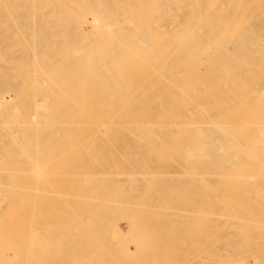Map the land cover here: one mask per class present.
Listing matches in <instances>:
<instances>
[{"label": "bare ground", "instance_id": "1", "mask_svg": "<svg viewBox=\"0 0 264 264\" xmlns=\"http://www.w3.org/2000/svg\"><path fill=\"white\" fill-rule=\"evenodd\" d=\"M22 1L23 0H21V4ZM30 1L28 3H30ZM65 1L66 0H64V5L66 6ZM68 3H71L73 6L72 9L64 6L62 7L63 9L57 10L56 7L53 6L54 4H57V1L54 0H38L39 8L37 10L32 8L34 7L32 4H29L27 9L32 8L31 10L38 15L36 21H26L28 23L31 22L34 34H31L32 39L30 42H26L25 40L26 49L23 51V55L26 56L25 59L29 62L31 61V65L29 64L30 66H28V64H25L27 68L24 67L23 69L22 66H19L22 70H16V65V73H4V68L1 67L0 64V264H39V262L42 261L38 258L40 254H44L45 257L47 256L43 261H45V263L48 262V264H54V260L52 259V261L51 257L56 259L55 264H60L61 262H59V260L63 262V259L68 257H70V259H68L71 261H69V263L77 264L79 263V259L76 257L78 256V252L84 250V256L82 259L84 261L89 260L88 258L91 256V254H89V257L87 255V253L91 252L87 250L90 248L89 245H92L93 247L95 246V249L99 243L98 241L102 242L103 240L105 243L102 245L108 248V251H103L102 249L106 248L102 247L101 249L100 246H97L100 247L99 250L97 248L95 250H97L96 252L102 250L100 251L101 255H103L104 258L107 256V260L105 258V261H112V258L110 257L114 245L117 246V248L120 246V251L118 250L117 252L118 254L114 255L113 253V256L118 255V257L120 256V252H122V254L126 253V250L128 249L130 251V248H127L128 244L125 241H123V243L125 242L127 244H124L125 246L123 243H121V245L117 243L116 245V243L114 244L113 241H111L113 243L112 245L110 241H107L109 235H106L108 238L98 239L100 236L105 237L101 232L102 230H99V227L102 226V215H100V210H105V208L111 203L114 205V203L117 202L119 206L117 204L114 206H118L117 208L120 209L121 214H124V217L128 216L129 218V215H126L125 213L132 207L128 206V209L126 207L127 204L124 205V203H122H126V200L122 198L128 197L127 199H129L130 195L134 196L133 199L130 198L131 205L133 202V204H137V206L139 201L143 202L142 198L144 197L142 196H145L148 200L150 199V202L211 203L212 206L214 205L213 208H199V211L195 209L196 211H194L198 214V217H196L197 214L193 212V215L196 214V216H194L195 218L192 217V208L190 209V212L188 209L183 212L186 213V211H188L189 213H187L189 216L191 214L190 217L192 218L187 215L183 218L185 219L189 217V222L190 219L193 220L194 226L192 232H194V235H197L196 231H200L198 234L205 233L203 231L205 230L206 223H209V221L212 220V218L209 219L210 217H208L209 215L212 216L211 214L215 217L214 221H221V218H226L231 222L238 223L239 226L241 225L242 230L243 226L245 228V224L251 225L252 223V229L254 230L256 228L254 235H256V233L260 234L261 232L258 233L256 230L259 231L258 228H261L260 225L264 220L261 219L264 217V153H258L259 147H261L260 150L262 149L264 152V34L262 33L263 28L260 24L256 23L259 26L255 27H251L250 25L246 27L245 23L248 21L260 22L261 19L264 20V17L258 18L256 17L257 15L251 16V14L255 12L264 13V0H71ZM2 5L5 6L3 3ZM7 6L5 8L3 7L2 10H7ZM247 12L251 14L249 16H242L240 14ZM7 14L9 15L10 13L8 12ZM28 14L30 15V13ZM28 14H26V16H28ZM234 14H240V16H234ZM32 15L33 14H31V16ZM10 16L11 15H9V17ZM10 18L12 20V16ZM25 18L30 20L29 16V19L27 17ZM14 19L15 18H13V21ZM0 21L1 24H5L4 21V23L2 20ZM15 23L16 22L13 24L14 26H16ZM19 42L20 41H18V43ZM21 43L19 45H21ZM7 49H9V47ZM5 54L4 52H0V55ZM21 59L22 58L20 57L19 60ZM2 60H4V58L0 57V61ZM7 60L9 59L7 58ZM11 61H14V59ZM5 70H9V67H7V69L5 68ZM5 87L10 90V94L12 93L13 98L9 96L8 99L4 98V94H2L1 90H4ZM80 87H82L81 90ZM64 103H70V106H65ZM14 107H18L21 111L25 110L26 112H21V114H17L18 112L14 113V111H12L14 110ZM248 109L250 110V113L247 111ZM8 110H11L12 112ZM239 110L241 112L237 113ZM242 112L244 115L242 114L241 116ZM237 114L240 115L238 116ZM245 114L247 116H245ZM30 119L35 120L37 127L31 128L30 126L29 128L27 126V124L30 123ZM48 121L51 123L49 124ZM60 121H80L78 122V124L80 123L79 125L75 123L77 125V130H80L78 132L77 130L75 131V134L78 133V136L87 132L90 135V138L93 135L92 138H96L98 135L96 136L95 134H99V136L101 134L100 138H102V134L106 135V133H108V135L103 136L107 139V136L111 135L109 136V141L106 140L105 143L103 141L105 146H108L112 140L115 143L116 137H122V139H134L135 142L132 140L134 142L132 143L133 146L145 148V150L140 151V154L136 153L138 156L130 151L124 154L117 152L116 149L115 150L121 157H132L133 162L137 165V168H135L137 170L121 172L122 174H125L126 177L124 176L125 178L123 177L119 180L116 179L118 173H113V171L105 172L107 171L105 170L103 173L101 172L102 175H104V172L107 174H105L106 176L104 175V179L103 176L101 179H97L96 176H100L99 174L101 173H95L97 171L95 166L102 168V166H105V160L102 161L104 158H102V156H99L102 158L101 160H97V158L92 159V157H94V155H92L88 162H86V166L82 163L86 169L80 168L81 166L76 167V173H80L78 174V177L82 176L80 179L76 177V174H74L75 176L72 174L75 173L72 172L74 170V165L72 169L70 168V174L72 175L71 179L68 174L65 176L67 180H64L65 177H63V175L69 172L66 173L64 168V173L61 166V170H58L59 166L56 168V171L58 170L64 173H58L59 175H62L61 178L63 177V180L61 181H58L59 178H56L59 175L55 171L54 174L51 171L50 173H48L49 171L45 173L48 176L50 174V179L51 176L56 174L54 177L55 180H49L48 176L39 177V173H37V177H35L32 172L33 170H31L30 167H46L49 165V163H47L48 161L46 162L47 164L44 163V156L48 157L47 154L50 155L49 152L57 149L55 148L57 147V143H59L57 141L61 139L59 137L63 136H59L60 134L57 135L58 137L54 143L55 145L52 146L55 149L45 150V148H42L46 151H44V153L41 152L42 155L40 154V149L35 148L39 145H36V143L31 144V142L38 141L35 137L40 132L44 131L46 133L47 131V133H50L51 131H55L53 127L55 125L57 128L56 124ZM45 122L47 123V128L52 127L53 130L50 128L42 130L40 128L42 127L40 123L46 124ZM54 122L56 124H54ZM81 122H83L85 126L83 123L81 124ZM61 124H63V127L66 130H68V128L65 127V122L60 123L59 125L61 126ZM79 126H83V128H80ZM44 128L46 127L44 126ZM81 129H86V131H81ZM57 130H59V128H57ZM101 131L106 133H99ZM51 134L54 136V133ZM68 134L71 136L72 133L69 131ZM88 134L85 137L86 140L89 138ZM50 136L52 137V135ZM78 136L76 134L75 141H72L74 146L75 142H79L80 140L83 145L79 142V144L76 145V150L82 146L84 147L86 142H88L85 138L81 139L83 135L81 137L79 136L80 138ZM69 138H67V140H69ZM29 139L32 141L29 142ZM76 139L78 140L76 141ZM93 140L95 139H92V141L89 142V144L91 143V147L94 146V144H92ZM25 141H28L29 143L26 145L24 143ZM82 141L86 142L84 143ZM99 141L102 142V140ZM107 141L109 144H106ZM50 142L52 141L50 140ZM72 142L70 145H72ZM45 143L46 142L39 144L41 146ZM63 143H65V140ZM63 143L62 145H64ZM47 144L50 145V143ZM89 144L87 148L85 147L87 151L89 149ZM70 145L67 143L68 149ZM32 146H35V153H30L33 149ZM60 147L61 146H59V149ZM48 148L50 149V147H47L46 149ZM107 148L109 150V146ZM65 149V159H69L70 162L80 161L81 154H83L81 150V154L77 151L80 154L79 155L76 151L71 150V147L69 151H67V148ZM73 149H75V147H73ZM97 149L98 148H96L95 151L92 150L99 155L101 149H98V151ZM153 149H156V151L152 152L151 150ZM86 150L85 155L88 153H86ZM36 151H38L40 155V159L38 157V162L37 156L39 155L36 154L38 153ZM61 151L63 150L60 149V154L57 152L59 155H55L56 158L61 156ZM70 151L73 152L72 154L76 158L74 156L71 157L72 154H67V152L71 153ZM91 152L92 151H90V153ZM107 152L109 155L111 154L110 150ZM64 153L61 156L60 163H62V159H64L62 158L64 157ZM75 153L79 155V158ZM88 155L89 154H87V156ZM6 156L8 162H6ZM69 157L74 160L71 161ZM41 158H43V160ZM110 158L111 161L105 162V164L107 163L109 166L112 165V167H116L114 164L118 161H113L112 157ZM23 159L26 160V166L28 164V166H30L27 168L25 166V169L29 168L30 171L22 169L21 161ZM40 160H42L44 164L41 162L39 163ZM30 161L34 165H32ZM35 162L38 164L36 163V165ZM70 162L68 163L70 167H72ZM23 164H25V162H23ZM66 164L67 163L65 162L64 166ZM127 164L129 165V163ZM69 165L67 164L66 166L69 167ZM131 166L132 164H130V167ZM7 169H18L19 172L14 173L13 171H7ZM29 172L33 174V176H31ZM28 174L33 178H24L28 176ZM109 175H116L115 180L111 177L110 179L112 180H110L108 177ZM105 177H108V179ZM43 180L46 187L38 184ZM45 181L50 183L48 185L54 183L55 186L54 184L52 186H47ZM109 181H112V184L115 182V184H119L114 187L116 189V195L118 196V198L115 197L116 201L114 197L112 200H108L115 195V189L112 188L113 186ZM59 183L63 185L60 186ZM72 183L79 184L73 185ZM98 186L105 187L104 190L106 191L107 188L108 190L110 189L106 192L107 197L109 196L110 198H105L107 200L101 201L106 195H104L105 191L103 188H101V191H98L99 193L97 192V194L94 192V189L97 191ZM98 190L100 189L98 188ZM102 190L104 191V196L101 195ZM108 192L109 194H107ZM98 194L100 195L98 196ZM135 197L142 198L139 200ZM83 200L88 202L87 204L85 201L88 206V212L85 209H82L86 206ZM96 200L99 201H97L98 203H100V201L104 202L103 204L101 203V205L99 204L101 207L107 202H109V205H107V203L104 206L105 208L103 207L104 209H102L99 206L94 205ZM134 200H137L138 202ZM90 201H93V207L96 206V209L99 207L100 210L97 211L94 208V211L92 209L93 207L90 208L89 206L92 204H90ZM146 201L147 200H145V202ZM39 202H49V205H54V203L50 204L51 202H60V204L64 205L65 203V205L64 207L60 206V208L59 206L55 208L54 206L42 207L39 205ZM75 202H80V204H83L84 206H76ZM145 202L143 205L148 206L149 203L147 202L148 204H145ZM121 204H123L128 210H122ZM139 204L141 205L142 203L140 202ZM143 205L138 207H135V205L132 210H134L136 214L139 212L138 215H141L145 219L146 217L144 213H146V210L148 209H146V206L143 207ZM116 207H114L115 210ZM148 207L151 208V206ZM154 207L155 206H152V208ZM135 208H138V211ZM106 209L105 212L108 214V208ZM113 210L109 209L111 216L115 213V210L114 212ZM83 212L86 213V216L88 213V216H84L85 218L81 217L82 220L77 218L79 215L83 216ZM128 212L132 215L135 214L130 210ZM154 212L155 211H153V213ZM166 214L169 216L168 213L164 212L160 215L166 218ZM45 215L47 217H53V220L55 219L54 222L51 220L50 222L58 224L60 220L61 224H59L62 227L65 225V221L61 219L66 220V222L70 220V222L73 221L74 223H77L78 221L77 224H79L80 220L81 222H84L83 218L84 220L87 218L86 220L89 222L95 221L94 225L95 223L96 225H99L97 226L98 231H96L97 228L95 225L92 226L93 228H96H94L95 234L92 233L93 229L91 230L89 226V230L92 232L88 231L91 233L87 234L85 229L88 228L81 229L83 228L81 223L79 224L80 228L73 222L72 225L68 223V228H64H66V230L68 229L69 235H72L70 236L71 238L77 233V231L74 233V230H72L74 226H76L75 229L79 228L78 232L81 230L83 234V236H81L77 233L76 238L74 237V239H71L67 238V236H69L67 231L63 232L67 236L63 235V233L61 234L63 228L59 230L61 228L60 225L58 226L55 224L54 226V224L51 223L54 228L60 227L59 229H55L60 232H56L54 229L52 231L51 229L53 227L50 228L49 226L50 231H47L50 234L54 232L58 234L59 237L66 236L68 239L62 241L61 238V242L64 243L67 241V243L65 242L67 245L64 243L66 249L62 247L65 249L64 251V249L61 248V246H63L61 243V245H59L54 241L52 242V240V243L46 242L45 244L40 242V237L42 239V237L46 238V235H48V233H45L47 231H44L43 229V226L45 228V225L47 224L46 222H42L45 223V225H42V230H40L42 232L44 231L45 235H38L40 237L37 238L39 229H37L35 223L36 219H43L42 217L40 218V216L45 218ZM154 215L155 214H153V217ZM173 215L175 218L177 217L175 213ZM141 216L138 217L136 215V219L140 218L143 220ZM182 216H179L178 218L183 219ZM115 217L117 218L116 215ZM124 217L123 219H125ZM133 217L131 219L136 220L135 217ZM160 217L157 216L158 221H161V219L159 220ZM113 218L114 217L111 219ZM154 218H156V215ZM140 219H137L136 221H140ZM25 220L27 221L25 222ZM116 220L117 219H114L115 222H112L111 220L110 223H116ZM23 221L26 224L23 223ZM148 221L149 220L147 219V222ZM197 221L199 223H197ZM147 222H145V226L141 223L143 227H141L140 230L144 228V230L148 229L149 231L147 230L144 232L143 230L144 234H141V232L138 233L139 236L140 234L145 235L142 237L144 240L146 238L150 240L152 237V242L154 240L155 242L157 241L155 244L156 246L157 243H160L159 239H162L163 236L166 239H169L167 241H173L169 233L172 234L174 231L169 232L172 228L170 225H167L169 223L166 222V229L164 226L163 228L161 226L160 232L164 229L166 233L168 232L167 234L170 238L168 236L166 237L167 234L164 235L165 232L162 230L164 232L163 236L160 235L161 238L155 237V239H153V236L157 235L156 233L158 229L153 233L147 228L150 226L147 225ZM184 222L182 224H180V221L177 223L178 225L180 224L183 226ZM193 222H190L191 224L186 222L184 224L185 226H183L186 229H184L187 230L190 227H187V224L192 225ZM224 222H227V220L223 221V223ZM85 223L87 224V221L83 223L84 226ZM156 223L158 224L157 221ZM163 223L164 221L160 224ZM256 223L260 225L254 228L253 226H257L254 225ZM23 224H25V226ZM221 224L219 227L222 226ZM196 225L199 227L197 226V228ZM213 225L211 224V229L214 228V231L216 228L219 229V227L215 226L217 224ZM129 226H132V229L134 228L132 223ZM230 226L236 229L232 223H230ZM176 227H174V229ZM262 227L264 229V225ZM111 228H109V231L114 229ZM206 228V231L209 230L210 232V227L207 226ZM238 228L235 230L236 233ZM174 229L172 228L171 230ZM184 229L183 232L180 231L182 232L181 235L188 233V231H184ZM98 232L101 234L100 236ZM132 232H130L132 235H137V231L134 230ZM244 232L242 235L236 234L235 236L230 237L231 240L236 241L241 239L244 241V238L247 236ZM54 233H52V237L50 238H55ZM146 233H151L150 235L152 236L150 237L149 235L148 238V236L146 237ZM212 233L214 234V232ZM212 233H208V236L215 239V236ZM85 234L89 235V239L94 236L92 240L95 239V237H97L98 240L96 239L92 241L93 244L91 243V240L88 241L89 239L86 237L87 241H84ZM91 234L93 235L91 236ZM206 234L203 236L207 238L208 236ZM58 235H56V237L60 240ZM78 235L81 236L80 240ZM49 236L51 235H48L47 237ZM173 236L175 238L174 233ZM177 237L179 236L177 235ZM69 239L72 241L70 244H68L70 242ZM116 239L117 238L114 239V242H117L115 241ZM252 239V241H254L253 237ZM73 240L75 241L73 242ZM76 240L79 243L76 242ZM139 240L140 244L144 241H141V239ZM149 240L147 242H149ZM205 240L206 239L199 243L197 241L198 244L196 243L193 245H195V247H200ZM82 241H84L85 244H82ZM194 241L196 242V240ZM224 241V238H216L214 241V243L216 242L218 249L216 251L213 250L215 251L212 261L213 264H231L234 259H241L243 264L248 263L247 258L244 256L245 253L240 250L232 249V252L229 251L226 253V251H224L225 254L222 253L220 246H222ZM86 242H90L91 244L87 245V249H83ZM106 242L108 243L106 244ZM136 242L137 241H135L134 244H136ZM164 242L166 243L164 240L163 243L160 244V246H162V252H165L166 249L170 252L166 251L165 253L170 255L171 253L173 254L176 252L175 248L172 249L168 247L170 246L169 243L172 244V242H168V245ZM138 244L135 245L137 246V249ZM146 245H144V247H146L144 250V247L142 248L139 246L142 248V251L140 250L139 252V249L137 251L138 254L140 253V256L137 255L132 258L133 260L128 258L127 254H125V260L128 264H134L136 262L134 261L135 258H137L135 260H139L137 262H140V258L143 257L142 255L146 254L145 250L147 247L148 251L149 249L152 251L151 245ZM121 246L123 248L125 247L124 249L126 250L122 251L123 249H121ZM208 248L209 247L207 246V249ZM42 249L46 251L40 252ZM196 249L197 248H194V250ZM47 250L49 254L47 253ZM69 250L70 252L71 250L73 251L69 253ZM86 250L88 251L86 252L87 258L85 257ZM158 250L160 253L159 248ZM59 251L61 252L59 253ZM187 251L188 250H185L186 253H188ZM203 251V253L200 252L199 254H195V256L197 255L198 257L201 254L198 263L197 260H193L192 258L187 259L183 263L206 264V260H208L207 256L209 257L210 252L205 251V249H203ZM73 252L77 253V255ZM260 252L262 255L261 253L258 254L256 250L250 251L249 253L252 257L254 256V260L257 262L256 264H260L264 259V250H260ZM68 253L71 255L69 256ZM186 253L185 256H187ZM191 253L192 252H190V254ZM128 254L130 255L131 253ZM168 254H165L166 256L163 255L164 257L162 256L163 258L161 257L162 259L160 260H164L165 258L166 260H169ZM48 255L51 256L49 259L52 263L46 261L48 260ZM122 256H124V254L119 257L121 258L120 260H122ZM210 256L212 257L211 253ZM59 257H61V259ZM118 257H114V260L118 259L115 261L117 262L116 264H119ZM79 258L81 257L79 256ZM82 259H80L81 263L85 264ZM150 259L153 260V257L149 258V261L154 264V261H151ZM67 260H65L66 262L64 263L69 264ZM97 260L98 263L106 264L105 261H102L103 259H101L102 262L99 258L95 261ZM142 260L145 261L144 259ZM171 260L174 262L173 258ZM156 261L155 264H160V262H158L159 260ZM234 261L236 264L237 260ZM112 262L114 263V261ZM150 262L148 263L150 264ZM180 263H182V261H180ZM107 264H111V262H107ZM161 264L164 263L161 262Z\"/></svg>", "mask_w": 264, "mask_h": 264}, {"label": "rangeland", "instance_id": "2", "mask_svg": "<svg viewBox=\"0 0 264 264\" xmlns=\"http://www.w3.org/2000/svg\"><path fill=\"white\" fill-rule=\"evenodd\" d=\"M1 1H2V2H1ZM1 1H0V20H2V22L4 21L5 24H1V21H0V34L3 32V33L0 35V41H1V42H0V52H4V54H5V53H6V54H5V55H0V57H3V58H4V60L0 61V64H1V67L4 68V73H8V72L16 73V72H15V66H16V65H17V69H16V70L21 69V67H19V66H22V69H23L24 67L27 68V66H25V64H26V65L28 64V66L31 65V63H30L31 61L29 62L27 59H25L26 56L23 55V54H24L23 51L26 49V48H25V47H26V42H30L31 39H32V38H31V37H32L31 34H34V33H33V30H32V26H31V25H32L31 22L28 23V22H26V21H31V20H32V21L34 22V21H36V20L38 19V18H37L38 15H36V13H35L33 10H31L32 8H33V9H36V10L39 8V7H38V0H31V1L29 0L30 3H28L29 1L23 0L24 2L22 1V4H21V0H16V1H15V0H1ZM54 1H57V4H58V7H59V8L57 7V4H54V5H53L54 7H56L57 10H61V9H63L62 7L65 6V5H64V0H60V1H59V0H54ZM70 1H71V0H70ZM70 1H69V0H66V1H65V2H66V3H65V4H66L65 7H66V8H69V9H72L73 6L71 5V3H68V2H70ZM2 3H3L5 6H3ZM27 3H28V5H27ZM20 4H21V5H20ZM29 4H32V6H34V7L30 8V9H27V8L29 7ZM7 5H8V6H7ZM6 6H7V10H6V9H5V10H4V9L2 10V8H3V7L5 8ZM30 6H31V5H30ZM9 7H10V8H9ZM10 10H11V11H10ZM18 10H19V11H18ZM1 11H3V12H1ZM6 11H8V12L10 13L9 15L12 16V20H11V18H10L11 16L9 17V15L7 14L8 12H6ZM32 11H33V12H32ZM11 13H12V14H11ZM28 13H30V15H29ZM26 14H28L30 20H27V19L25 18V17L28 18V16H26ZM31 14L34 15V16L32 15V16H33V19H32ZM240 14H241L242 16H249L251 13L247 12V13H240ZM240 14H238V15H235V14H234V16H240ZM13 15H14V16H13ZM255 15H257L256 17H258V18H259V17H264V13H263V12H255V13H252V14H251V16H255ZM258 15H259V16H258ZM3 16H4V17H3ZM30 16H31V17H30ZM2 17H3V18H2ZM13 18H15L14 21H13ZM29 18H28V19H29ZM4 19H5V20H4ZM6 20H7V21H6ZM9 20H11V21H9ZM24 20H25V22H24ZM4 22H3V23H4ZM7 22H8V23H7ZM12 22H13V23H12ZM14 22H16V23H15L16 26L13 25ZM21 22H22V23H21ZM6 23H7L8 25H7ZM26 23H27V24H26ZM256 23L261 25V27L263 28L262 33L264 34V20L261 19L260 22H254V21L250 22V21H248V22L245 23V24H246V27H248L249 25H250L251 27L259 26V25H257ZM23 24H24V25H23ZM1 26H2V27H1ZM19 26H20V27H19ZM27 26H28V27H27ZM17 27H18V28H17ZM4 28H5V29H4ZM16 28H17V29H16ZM27 28H28V29H27ZM4 30H6V31H4ZM11 30H12V31H11ZM22 30H23V31H22ZM18 31H19V32H18ZM27 31H28V32H27ZM10 32H11V33H10ZM14 32H15V33H14ZM13 33H14L15 35H14ZM20 34H21V35H20ZM25 34H26V35H25ZM22 35H23V36H22ZM1 36H2V39H1ZM13 36H14V37H13ZM6 37H7V38H6ZM20 38H21V39H20ZM25 38H26V39H25ZM3 39H5V40H3ZM7 39H8V40H7ZM25 40H26V42H25ZM27 40H29V41H27ZM18 41H20V42L18 43ZM21 42H22V43H21ZM20 43H21V45H19ZM16 44H17V45H16ZM19 46H20V48H19ZM8 47H9V49H7ZM6 49H7L8 51H10V50H11V51L8 52ZM5 50H6V51H5ZM21 53H22V56H21ZM20 57L22 58L21 60H19ZM7 58H8L9 60H7ZM13 59H14V61H11V60H13ZM17 59H18V60H17ZM5 60H6V61H5ZM23 60H24V61H23ZM26 60H27V61H26ZM20 62H21V63H20ZM28 62H29V63H28ZM18 64H19V65H18ZM29 64H30V65H29ZM7 67H9V70H5V68L7 69ZM22 69H21V70H22ZM10 70H11V71H10ZM81 80H82V79H81ZM81 89H82V87H80V90H81ZM83 89H84V87H83ZM1 91H2V94H4L3 96H4L5 99H8V96L13 98L12 93L10 94V90L7 89L6 87H5L4 90H1ZM11 95H12V96H11ZM81 97H83V96H81ZM81 97H80V98H81ZM64 104H65V106H70V103H64ZM63 106H64V105H63ZM13 109H14V110H12V111H14V113H17V112H18L17 114H19V113L21 114V112H23V113L26 112L25 110L21 111V109L18 108V107H16V108L14 107ZM18 110H19V111H18ZM6 111H7V110H6ZM8 111L12 112L11 110H8ZM247 111L250 113V110H249V109H248ZM247 111H246V113H247ZM240 112H241V111L239 110V112H237V113H240ZM244 112H245V111H244ZM263 112H264V111H263ZM263 112H262V114H263ZM249 113H248V115H249ZM242 114H243V112L241 113V116H242ZM237 115H238V114H237ZM239 115H240V114H239ZM239 115H238V116H239ZM243 115H244V114H243ZM245 116H247V115L245 114ZM249 116H250V115H249ZM263 117H264V115H263ZM247 119H249V118H247ZM64 122H65V125H66V126H65V125H64V126H65L66 128H68V130H66V129L63 127V124H61V126L59 125L60 123H64ZM78 122H80V121H76V122L60 121V122H57V124H58L60 127L54 122V124H56V126H57V128H59V130H57V128H56L55 125H54L53 128L55 129V131H53V132L51 131L50 133H47V131H46V133H45L44 131L38 133V134L36 135V137H35L36 140H38L37 142H36V141L31 142L33 139H32V138H31L32 140L29 139L28 141L31 142V144L36 143V145H37V144L39 145V146H36V147L34 146V147H35L36 149L39 148V149H40V154L42 155L41 152L44 153L45 150H53L54 147H52V146L55 145L54 143H55V141H56V139H57V137H58L57 135L60 134L59 136H63V137H59V138H61V139L58 138L60 141H59V140L57 141V142H59V143H57V147H55V148H57L58 150L54 148V149H55L54 151L49 152L50 155L47 154L48 157L43 155V156H44V163H46V162L48 161L47 163H49V165H47V166L45 165L46 167H42V166H38V167H37V166H36V167H30V166H28L29 164L26 166V164H27V163H26V160L23 159L22 161L25 162V164H23V162L21 161V167H22V169H25V166H26V168H27V167H30L31 170H33L32 172L34 173V176H35V177H37V173H39V175H38L39 177H42V176H45V177H46V176H48V175L45 174V173L48 172V171H49L48 173H50V171H51L53 174H54L55 172H56L57 174H58L59 172H60L61 174H64L65 172H66V173L69 172V173H67V174H64L63 177H65V176H67V175L69 174L70 179H71L72 175L70 174V172H71L70 170L73 168V165H74V168H73V169H74L75 171L73 170L72 172H75V173H72V174H73V175L76 174V175H77L76 177H78V174H80V173H78V174L76 173V171H77V170H76V167H77V166H79V167L81 166L80 168H83V169H84V168H85L84 166H86V162H88L89 158H91L92 155H94V157H92V159H93V158H97V160H98V159L101 160V159L104 157V158L102 159V161L105 160V161H104V165H105V166H102V168L99 167V166H95V168H97V169H96L97 171L95 172L96 174H97V173H101V172L103 173V171H105V170H107V171H105V172H112V171H113V173H116V174L118 173V174H117V177H116V175H115V176L109 175V176H108L109 179H110V177H111L113 180H115V177H116V179L119 180V179L123 178L124 176L126 177V175H125V174H122L121 172H123V171H135V170H137V169H135V168H137V167H136L137 165H136V163L133 162V158H132V157H129V158H127V157H125V156H124V157H123V156L121 157V156L117 153V152H119V153H124V154H125V153H128V152L130 151V152L135 153L136 156H138V154H140V151L145 150V148H143V147H140V148H141V149H140L139 147L133 146L132 143H134L135 140L132 139V138L122 139V137H116V138L114 137V138H115V143H114V141H113L112 139H110V140H112V142L110 141V142L112 143V144L110 143V144H111V146H110V144H109V142H108V141H109L108 139L110 138L109 136H111V135L107 136L108 138L106 139V137L104 138L103 136L108 135V133H106V132H104V131H101V132H99V133H106V135L102 134V138H100V137H101V134H100V136H99V134H95L96 136L98 135L97 137L95 136L97 139H96V138H92L94 135L91 136L92 139H95V140H93L94 143L92 142V144H94V146H93L94 148H93V147H91V145H90L91 143L89 144V142L92 141V139L90 138V135H89L87 132H84L85 134H82V133L79 132L80 134L83 135V137H82L81 139H84V138L87 136V134L89 135V138H90V139L87 137L88 140H86V138H85V140L88 141V142H86V141H82V142H84V143L86 142V145H85L84 147L82 146L84 149L81 147V148H78V150H76V149H77L76 145L79 144V142L81 141V140H80V141L78 142L77 140L82 136V135H81V136L79 135V136H80V137H79V136H78V133H76L77 136H78L79 138L76 139V141H77L78 143L75 142V146H74V143H73L72 141H75V138H76V134H75V131L77 130L76 126L80 124V123L78 124ZM30 123H32V124H30ZM30 123L27 124V126H28L29 128H30V126H31V128H33V127H34V128L37 127V124H36L35 120L30 119ZM45 123H46V122H45ZM48 123L50 124L51 122L48 121ZM67 123H68V125H67ZM75 123H77V125H76ZM82 123H83V122H81V124H82ZM43 124H44V123H43ZM43 124L40 123V125H42V127H40V125L38 124V126H39L42 130H47V129H49V128H50L51 130H53L52 127L47 128V123L44 124V125H43ZM49 124H48V125H49ZM83 124H84V123H83ZM52 125H53V124H52ZM69 125H70V126H69ZM27 126H26V127H27ZM44 126H45L46 128H44ZM49 126H50V125H49ZM67 126H68V127H67ZM84 126H85V124H84ZM115 126H116V125H115ZM115 126H112V127H115ZM79 127H80V128H83V126H79ZM79 127H78V129H79ZM87 127H88V126H87ZM87 127H85V128H87ZM117 127H118V125H117ZM117 127H115V128H117ZM120 127H121V126H120ZM29 128H28V129H29ZM70 128H71V129H70ZM121 128H122V127H121ZM62 129H63V130H62ZM69 129H70V130H69ZM64 130H65V131H64ZM82 130H83V131H84V130L86 131V129H81V131H82ZM48 131H49V130H48ZM60 131H61V132H60ZM69 131L72 133L71 136L69 135L70 133L68 134ZM78 131H80V130H77V132H78ZM64 132H65V133H64ZM66 132H67V135H68V136L66 135ZM51 133H54V136H53V134H51ZM61 133H62V134H61ZM47 134H48V135H47ZM49 134L52 135V137H51ZM109 134H110V133H109ZM55 135H56V137H55ZM42 136H43V137H42ZM45 136H46V137H45ZM65 136H66V137H65ZM69 136H70V138H69ZM71 137H72V140H71ZM50 138H51V139H50ZM53 138H54V140H53ZM67 138H69V140H67ZM98 138H100V139H98ZM44 139H45V140H44ZM116 139H117V141H116ZM23 140H24V139H23ZM42 140H43V141H42ZM50 140H51L52 142H50ZM64 140H65V143L67 142L69 145H70L71 142H72V145H70V147L72 148L71 150H74V151H76V152L79 151V153H80V150H81V152H82L83 154L80 153V154H81L80 161H75L76 163L73 161V162H74V164H73V162H70L69 159H65V156H66L65 154H66V152L64 153V150H66L65 148L68 149V146H67V143H66V144L63 143ZM99 140H102V142H100ZM106 140H108V141H107L108 143L106 142V144H109L108 146H109L110 153L112 154V155L110 154L111 156H110V155L108 154V152H107V151H109L108 148H107L108 146H107V145L105 146V144H103V141H104V143H105ZM132 140H133L134 142H133ZM28 141H25L24 143L27 145V144L29 143ZM26 142H27V143H26ZM43 142H46V143L43 144V145H41V146H43V147H41L39 143H43ZM47 143H50L51 146H50L49 144H47ZM62 143H63L64 145H62ZM80 143H81V142H80ZM99 143H100V144H99ZM60 144H61V145H60ZM81 144H82V143H81ZM81 144H80V145H81ZM88 144H89V147H88L89 149H88V151H87V150L85 149V147L87 148ZM65 145H66V146H65ZM82 145H83V144H82ZM112 145H113V147H115V148H113ZM59 146H61L60 149L63 150V151H61V152H62L61 156H62L63 153H64V157H62V158H64V159H62V163H60V161H61V156H59V157H57V158H56V156H55V155H59V154H60V152H59V151H60ZM72 146L75 147V149H73ZM124 146H125V147H124ZM32 147H33V146H32ZM32 147H31V148H32ZM34 147H33L32 151H30V153H35ZM47 147H50V149H49V148L46 149ZM62 147H63V148H62ZM70 147H69V149H70ZM78 147H79V145H78ZM95 147L98 148L99 150L101 149V150L99 151L100 153L98 152L99 155L97 154V152H93V150L95 151V149H96ZM134 147H135V148H134ZM42 148H43V149L45 148V150H43ZM91 148H92L93 150H92ZM260 148H261V147H259V151H258V153H262V154H263L264 152L262 151V149L260 150ZM69 149H68L67 151H69ZM98 149H97V151H98ZM102 149H103V151H102ZM115 149L117 150V152H116ZM33 150H34V152H33ZM85 150H86V153L88 152L87 154H89V155H88L89 157L87 156V154L85 155ZM90 151H92V152L90 153ZM151 151H152V152H155L156 149H153V150H151ZM158 151H159V150H158ZM260 151H262V152H260ZM36 152H38V151H36ZM45 152H46V151H45ZM52 152H53V153H52ZM57 152H58L59 154H57ZM70 152H71V153H68V152H67V154L70 155V154L73 153L72 151H70ZM105 152H106V153H105ZM160 152H161V151H160ZM47 153H48V152H47ZM77 153H78V152H77ZM79 153H78V154H79ZM133 153H131V154H133ZM136 153H138V154H136ZM36 154L39 155V152L36 153ZM45 154H46V153H45ZM75 154H76V153H75ZM78 154H76L77 157L80 155V154H79V155H78ZM100 154H101V155H100ZM104 154H105V156H104ZM129 154H130V153H129ZM69 155H68V156H69ZM106 155H107V156H106ZM108 155H109V156H108ZM54 156H55L56 159L54 158ZM72 156H74V155L72 154L71 157H72ZM99 156H100V157L102 156V158H100ZM38 157H39V159H40V155L37 156V162H38ZM74 157H75V156H74ZM74 157H73V158H74ZM83 157H85V158H83ZM110 157H112L113 161H114V160H117V161H118V162H115L116 164H114L116 167H117V165H118L117 168H116V167H112V165L109 166V165H107V163L105 164V162H110V161H111V158H110ZM52 158H53V159H52ZM66 158H67V157H66ZM69 158H70V157H69ZM75 158H76V157H75ZM78 158H79V157H78ZM106 158H107V159H106ZM118 158H119V159H118ZM124 158H125V159L127 158V159L125 160ZM137 158H138V157H137ZM41 159L43 160V158H41ZM70 159H71V161L74 160V159H72V158H70ZM42 160H40L39 163L41 162L42 164H44V163L42 162ZM56 160H58L59 162L56 161ZM64 160H65V161H64ZM75 160H76V159H75ZM124 160H125L127 163H129V165H128ZM63 161H64V164H65V162H66L68 165H69L68 162H70V164H72V165H71L72 167H70V165H69V167L66 166L67 164L64 166ZM6 162H8V158H7V156H6ZM30 162H31V161H30ZM30 162H29V163H30ZM33 162H34V161H33ZM37 162H35V164H36ZM77 162H79V163H77ZM121 162H122V163H121ZM47 163H46V164H47ZM56 163H57V164H56ZM82 163H83L84 166L82 165ZM31 164L34 165L32 162H31ZM37 164H38V163H37ZM37 164H36V165H37ZM61 164H62V165H61ZM130 164H132L131 167H130ZM149 164H150V163H149ZM40 165H41V164H40ZM150 165H151V164H150ZM58 166H59V168H58ZM60 166L62 167L63 172H64V168H65V172H64V173H62V171H58V170H61V169H60V168H61ZM82 166H83V167H82ZM7 167H8V165H7ZM126 167H127V168H126ZM35 168H36V169L39 168V169L36 170ZM56 168H58V170H57L58 172L56 171ZM66 168H68V169H66ZM70 168H71V169H70ZM113 168H116V169H113ZM83 169H81V170H83ZM85 169H86V168H85ZM16 170H18V169H16ZM16 170H15V169H13V170H12V169H11V170H10V169H7V171H13L14 173H15V172H19V170H18V171H16ZM25 170H29V168H28V169H25ZM52 170H53V171H52ZM79 170H80V169H79ZM109 170H110V171H109ZM156 170H157V168H156ZM29 171H30V170H29ZM37 171H40L41 173H40V172H37ZM54 171H55V172H54ZM98 171H99V172H98ZM116 171H118V172H116ZM13 172H10V173H13ZM78 172H79V171H78ZM105 172H104V175L106 174ZM29 173H30V172H29ZM52 173H51V174H52ZM102 173L99 174L100 176H98V175L96 176L97 179H101L102 176H103V179H104V175H102ZM119 173H120V174H119ZM53 174H52V175H53ZM108 174H110V173H108ZM30 175L33 176V174H31V173H30ZM30 175L28 174V176H26V177H24V178H26V179L33 178V177H31ZM55 175H56V174H55ZM55 175L51 176V179H50V177H49L50 174H49V176H48V177H49V180H55V178H54ZM58 175H59V174H58ZM58 175H57V176H58ZM106 175H107V174H106ZM106 175H105V176H106ZM113 175H114V174H113ZM61 176H62V175H59L58 177H56L57 179L59 178L58 181H59V180H60V181L63 180V179H62L63 177L61 178ZM74 176H75V175H74ZM79 176H80V175H79ZM39 177H38V178H39ZM48 177H47V178H48ZM81 177H82V176L78 177V179H80ZM99 177H100V178H99ZM108 177H105V178L108 179ZM125 177H124V178H125ZM17 178H19V177H17ZM57 179H56V181H57ZM68 179H69V177H68ZM76 179H77V178H76ZM112 179H110V180H112ZM64 180H67V178L65 177ZM73 180H74V179H73ZM100 181H101V180H100ZM100 181H99V183H100ZM105 181H106V180H105ZM105 181H104V182H105ZM45 182L47 183V181H45ZM109 182H110V181H109ZM109 182H107V183H109ZM114 182H115V181H114ZM40 183H41V184H40ZM40 183H38L40 186L44 185V187H46V185H45V183H44V180H43L42 182H40ZM110 183L112 184V181H111ZM115 183H116V182H115ZM115 183L112 184V186H113L112 188H114V187H116L117 185H119V184H115ZM48 184H50V183H47V186H52L54 183H51V185H48ZM72 184H73V185H76V184H79V183H76V184L72 183ZM100 184H101V183H100ZM105 184H106V183H105ZM59 185L62 186L63 184H60V183H59ZM97 185H98V182H97ZM97 185H96V186H97ZM54 186H55V184H54ZM96 186H95V187H96ZM99 186H100V185H99ZM99 186H98V188H99L100 190H98V188H97V191H95V189H94V192H95L96 194H97L98 191H101V188H103V187H99ZM101 186H102V184H101ZM104 186H105V185H104ZM95 187H94V188H95ZM106 187H108V186H106ZM109 187H111V186H109ZM104 188H105V187H104ZM104 188H103V190H104ZM112 188H111V189H112ZM114 189H115V188H114ZM103 190H102V192H101V193H102L101 195L104 194V191H105V194H104V195H106V192L109 191L110 189L108 190V188H107V191H106V190L103 191ZM111 191H112V190H111ZM111 191H110V193H111ZM92 192H93V191H92ZM94 192H93V193H94ZM90 193H91V191H90ZM95 193H94V194H95ZM98 193H99V192H98ZM94 194H93V195H94ZM107 194H109V192H108ZM111 194H112V193H111ZM93 195H92V196H93ZM99 195H100V194H98V196H99ZM104 195H103V196H104ZM112 195H113V194H112ZM90 196H91V195H90ZM95 196H96V195H95ZM113 197H114V198H115V197L118 198V196L116 195V189H115V195L112 196L111 199H108V198H110V197H109V196L107 197V195H106V196H104V198L101 197L102 200H101V199H99V200H101V201H103V200H107V199H108V200H112ZM142 197H144V198H142ZM142 197H140V198H139V197H135V198H138L139 200H140L141 198L143 199V202H142V201H139V203H140V202L142 203L141 205H143L144 202H145V200H147V201L145 202V204H148V203H149L148 206H151V208H150V207H148V206L145 205V206H146V209H148V210H146L147 212L144 213V215H145V217H146V218H145L146 221H145L144 217H142V216L140 215V216L143 218L144 222H143V220H141L140 218H137V219H140L141 222H140V221H136V220H137V219H136V215H137L138 217H140V216L138 215L139 212L136 214V212H134V210H132V208L134 209V206H135V205H136L135 207H138V206H141V205H140L139 203H138V206H137V204L134 205L133 202H132V205H134V206L131 205V199L134 198V196H132V195L129 196V199H127L128 197L122 198V199H125V200H126V203H125V202H122V203H124V205L127 204L126 207H127L128 209H129V207H132V208L129 209V210L132 211V213H135V214H133V215L130 214V212H128L129 210L126 209V207L123 206V204H121V208H122V210H124V211H125V210H126V211L128 210L126 213H125L124 211H123V212H124L126 215H129V218H128V216H127V217H126V216L124 217V216H123L124 214H123V215L121 214L120 209L117 208V207L119 206V204H118L117 202L114 203V205H116V204L118 205L117 207L114 206L113 203H111V202H113L114 200L110 202V203H111L110 205H109V202H107L108 204L106 203L107 205L110 206V208H109V206L106 207V208H108V211H107L108 214H106V212H105V211L107 210V209L104 207L106 204H105L104 206L102 205V206L105 208V210H100V208L104 209L103 207L100 206L101 203L103 204L104 202H101V201H100V203H98L99 201L96 200L94 205H97V206L100 207V208L97 207V209H96V208H95L96 206L93 207V203H92L93 201H92V202L90 201V204L92 203L91 206H89L90 208L93 207V208H92L93 210H94V208H95V210H97V211L100 210L101 212H103V213L100 212V215H102V223H101L102 226L99 227V230H100V229L102 230V231H101V230H100V231L104 234L105 237H101V236H100L101 234L99 233V232H100V231H99L98 233H99V236H100V237H98V239H99V238H104V239H105V238H108V236H106V235H109V239H110V240L107 239L108 242H109V241H110V242L113 241L114 244L116 243V245H117V243H118L119 245H121V243H123V241H125V242H127V244H128L127 248H130V251H129L128 249H127V250L124 249L125 247L123 248V247L121 246V247H122L121 249H123L122 251L126 250V253H123L124 256H122V257H123L124 259L122 258V260H120L121 258H119V257H120L121 255H123L122 252H120V254H119L120 256H119V257H118V255L113 256V253H114V255H115V254H118L117 252H118V250L120 249V246L118 245L119 247L117 248V246L114 245V246L112 247V248H113V251H112V255H111V257H110V258H112V261H114V263H113L112 261H105V258H106L107 256H105V258H104L103 255H101V252H100V251H102V250H103V251L106 250V252L108 251V248H106L104 245H102V244L105 243L104 240H103L102 242H101V241H98L100 244L98 243L97 246H100L101 249H102V247H103V248H106V249H102V250H100L99 252H96L97 250H95V249L97 248V249L99 250L100 247H97V246H96V248L94 249L95 246L93 247L92 245H89V246H90V248H89L90 250H89V249H87V247H88L87 245L93 243L92 241L96 240L97 237H95V239L92 240V238H94V236H93V237H90V239H89V237H88L89 235H86V234H85L86 236H85V240H84V241H87V240H86V237H88L87 239H89L88 241L91 240V243H90V242H88V243L86 242V245H84L85 247L83 246V249L86 248L88 251H91L90 253H87L88 257L90 256L89 254H91V256L88 258L89 260L84 261V260L82 259L83 256H84V254H83L84 250H82V251H80V252L77 251V252H78V256H76V257H77V259H79V261H78L79 263H77V264H82L80 259H82L83 262H85V264H101L100 262L98 263V260L95 261V260L98 259V258L100 259V261H101V259H103L102 261H105L106 264H107V262H111V264H116L117 262H115V261H117L118 259L114 260V259H115L114 257H116V258L118 257V258H119V264H120L121 262H122L121 264H128V262L125 260V259H126L125 254H127L128 258H130V259L136 257L137 255L140 256V253L138 254L137 251H138V249H139V252H140V250L142 251V248H143L144 245H146V244H147V245H151L152 251H151V249H149V251H148V250H147L148 247H147V249L145 250V251H146V252H145L146 254H143L144 251H143V253H142V254H143L142 256H143L144 258H143V257H141V258L139 257L140 260L142 261V262L140 261L141 263H140V262H137V261H139V260H135V259H137V258L134 259V261H136L137 264H149V263H148V262H150V261H149V258H151V257H153V260H151V259H150V260H151V261H154V264H155V262H157L156 260H159L158 262H160V264H161V262H163L164 264H175V263H176V264H184L183 262H185V261H186L187 259H189V258H190V259L192 258L193 260H197V263H198V260L200 259L199 257L201 256V254L199 255V257H198L197 255L195 256V254H197V253L199 254L200 252L203 251V249H205V251L210 252V253L212 254V257L210 256V253H209V257L207 256L208 260H206V264H210V263L213 264V263H212V261H213V257H214L213 255H215L214 252L218 249L217 246H216V242L214 243V241H215L216 238H217V239H218V238H224V239H225V241L223 242L222 246H220V249H221L222 253H224V251H226V253L229 252V251L232 252V249L240 250V251H242V252L245 253L244 256L247 258V261H248L247 264H256V263H257V262L254 260V256L252 257V255L249 254L250 251H254V250H256V251L258 252V254H260V253L262 252V251L260 252V250H264V235H263V234H264V233H263V232H264V229H263V227H262V226L264 225V224H263V223H264V220H263L264 217L261 218V219L263 220V221H262L263 223L261 222L263 225H262V224L260 225V224H257V223L254 224V225H257V226H253L254 228H255V227H258L259 225L261 226V228H258L259 231L256 230V232H258V233L261 232V233H260V234H257V233H256V235H254V234H255V229H256V228H255L254 230L252 229V226H251V225H253L252 223H251V225H247V224H245V228H244V226H243V230L245 231V232H244V231L242 230V228H241V225L239 226L238 223L236 224V222H231L230 220H228V219H226V218H221V221H214V220H215V217L213 216V214H211L212 216L209 215L208 217H210L209 219L212 218L211 221H213V222H211V221L208 220L209 223H206V222H205V223H206L205 230H204V231L202 230L203 227H202V229H201V230H202L203 232H205V233H203V234H198V232H200V231H198V232L196 231V234H197V235H194V232H192V231H193V226H194V225H193L194 222H193L192 219H190V222H193V223H192V225L187 224V227L190 226L187 230H185L186 228L183 227V226H185L184 224H185L186 222H187V223H190V222L188 221V220H189V217L191 216V214H190V216H189V214H188V213L190 212V209L192 208L193 211H191V213H192V215H193V212L197 214V212H195V211H196L195 209H197L198 211H199V208H201V209H205V208L207 209V208H209V209H210V208H213L214 205L212 206L211 203H209V204H210V205H209V204L206 203V202H168V203H165V202H152V201L150 202V201H149L150 199L148 200V198H146L145 196H142ZM105 198H107V199H105ZM130 198H131V199H130ZM81 200H82V199H81ZM125 200H123V201H125ZM63 201H64V200H63ZM83 201H84V200H83ZM85 201H86V200H85ZM85 201H84V203H85L86 206H84L83 204L81 205L80 202H75V204H76V206H79V205H80L81 207L84 206L82 209H85V210L87 211V210H88V208H87V207H88V206H87L88 202L86 201V202H87V204H86ZM97 201H98V202H97ZM115 201H116V198H115ZM115 201H114V202H115ZM121 201H122V200H121ZM134 201H137V200H134ZM64 202H65V201H64ZM137 202H138V201H137ZM147 202H148V203H147ZM52 203H54V205H49V202H47V203H46V202H39V205H41L42 207H43V206H44V207H47V206H51V207H53V206H54V208H55V207H58V206H59V208H60V206H61V207H62V206L64 207V205H65V203H64V205H63V204H60V202H58V203H57V202H51L50 204H52ZM62 203H63V202H62ZM68 203H72V202H68ZM68 203H67V204H68ZM82 203H83V202H82ZM97 203H98V204H97ZM120 203H121V202H120ZM73 204H74V202H73ZM99 204H100V205H99ZM111 205H112V206H111ZM130 205H131V206H130ZM128 206H129V207H128ZM145 206L143 205V207H145ZM152 206H155V207L152 208ZM197 206H198V207H197ZM208 206H209V207H208ZM211 206H212V207H211ZM85 207H86L87 209H86ZM114 207H116V210L114 209ZM124 207H125V209H124ZM156 207H157V208H156ZM158 207H159V208H158ZM165 207H166L167 209H166ZM168 207H169V208H168ZM59 208H58V209H59ZM98 208H99V209H98ZM170 208H171V209H170ZM172 208H173V209H172ZM61 209H62V208H61ZM92 209H91V210H92ZM109 209H111V210L114 209V210H115L114 215H112V216L110 215ZM135 209L137 210L138 208H135ZM151 209H152V210H151ZM160 209H162V210H160ZM175 209H176V210H175ZM178 209H179V210H178ZM187 209H188L189 212L186 211V213H183V212H184L185 210H187ZM201 209H200V210H201ZM95 210H94V211H95ZM114 210H113V212H114ZM143 210H144V208H143ZM181 210H182V212H181ZM194 210H195V211H194ZM83 211H84V210H83ZM88 211H89V210H88ZM88 211H87V212H88ZM116 211H117V213H116ZM137 211H138V210H137ZM141 211H142V210H141ZM153 211H155V212L153 213ZM161 211H162V212H161ZM176 211H177V212H176ZM91 212H93V211H91ZM91 212H90V213H91ZM113 212H112V213H113ZM160 212H161V213H160ZM163 212H164V213H168L169 216H167V214H166L165 216H167V217L165 218V217L163 216V217H164V218H163L162 215H160V214H162ZM178 212H179L181 215H180ZM187 212H188V213H187ZM83 213H84L83 216H82V215H81V216L79 215V216H77V218L81 219V217L86 216V213H85V212H83ZM90 213H89V214H90ZM127 213H129V214H127ZM159 213H160V214H159ZM174 213H175V215L177 216L176 218H175L174 215H173ZM176 213H177V214H176ZM182 213H183V214H182ZM140 214H141V212H140ZM153 214L156 215V218H154L155 215H154V217H153ZM171 214H172V215H171ZM196 214H194L192 217L195 218L194 216H196ZM90 215H92V214H90ZM108 215H109V216H108ZM115 215L117 216V218L115 217ZM131 215H132V217L134 216L136 220L131 219V218H132ZM142 215H143V214H142ZM159 215H160L161 217H160ZM170 215H171V216H170ZM178 215H179V216H182V215H183L182 218H183L184 216H186V215L189 216V217H187L188 219H187V218H185V219H184V218L181 219V218H178V217H179ZM87 216H88V213H87ZM87 216H86V217H87ZM107 216H108V217H107ZM122 216H123L125 219H123ZM157 216L160 217L159 220L161 219V221H158V220H157ZM41 217H42L43 219H39V218H37L38 220L36 219V222H35V223H36V226H37V229H39V230H38V234H37V238L40 237V236H38V235H42V234H44V231H47V230L50 231L49 226H50V228L53 227V228L51 229L52 231H53V229H54V231H56L55 229H57L58 227L54 228L55 224L58 225V226L61 224V223H60V220H59L58 224H57V223H53L54 220H55V219L53 220V217H50V216L47 217L46 215H45V218H44L43 216H40V218H41ZM89 217H91V216H89ZM112 217H114V218L111 219ZM118 217H119L120 219H119ZM130 217H131V218H130ZM134 217H133V218H134ZM147 217H148V218H147ZM152 217H153V222H152ZM168 217H169V218H168ZM192 217H190V218H192ZM196 217H198V214H197ZM208 217H207V219H208ZM49 218H50V219H49ZM84 218H85V217H84ZM84 218H83V221H84V222L87 221V224H88V225L85 223V226H86V227H85L84 224H83L84 222H81V220H82V219H81V220H80V223L83 225V228H81V229L88 228V229H85V230L87 231V232H86L87 234L89 233L88 231H91L92 229H93V232L91 231L92 233H94V230H95L96 228H97L96 231H98V227H97V226H99V225H98V224L96 225V223H95V225H96V226H95V225H94V222H95V221H92V222H93V223H92V222H89L88 220H86L87 218L84 220ZM91 218H92V217H91ZM114 219H117V220H116V223H112V224H111V223H110L111 220H112V222H115ZM147 219L149 220L148 222H147ZM155 219H156V220H155ZM169 219H170V220H169ZM178 219H179V221H180V224H182V223L185 221L184 224H183V226L180 225V224L178 225V223H177V222H179ZM23 220H24V219H23ZM50 220L53 221V222H50ZM61 220L65 221V222H64L65 225H64L63 227L60 225L61 228L59 227L60 229H59V228H58V229L61 230V229L63 228V229L61 230V231H62L61 234H62L63 232H66V231H67V234L69 235L68 229L66 230V228H64V227H67V228H68V223L72 225V222H73V221L70 222V220H69L68 222H66V220H64V219H61ZM118 220H119V221H118ZM154 220H155V221H154ZM162 220L164 221V223H163V224H160V223L163 222ZM205 220H206V218H205ZM225 220H227V222H224V223H223V221H225ZM26 221H27V220H25V222H26ZM63 221H62V222H63ZM76 221H77V220H76ZM135 221H136V222H135ZM156 221L158 222V224L156 223ZM173 221H174V222H173ZM194 221H195V220H194ZM25 222L23 221V223H25ZM42 222H46L47 224L45 225V223H42ZM48 222H49L50 224H49ZM56 222H57V221H56ZM138 222H140V223H138ZM145 222L148 223V224L146 223L147 225L152 226V227L148 226L147 228H149L150 231H152L153 233H155L156 230L158 229V231H157V233H156L157 235L153 236V239H155V237L159 238L160 235L163 236L164 232H165L164 235H166V234L168 233V232L166 233V231H165L164 229H162V230H164V232L161 230V232H162V233H161V232H160L161 226H162V228H163V226H164V228H165L167 225H170V226L174 229V227H176V225H177V227L175 228L176 230H175V229H174V230H171L172 228L169 230V232H170V231H171V232L174 231V232H172V234L169 233V234H170V237L173 239V241H171V240H170V241H167V240H169V239H168V238L166 239L164 236L162 237V239H159L160 241L158 240L160 243H157V246L159 245L158 248L160 249V253H159V250H158L157 246L155 245L157 241L155 242V240H154L153 242H155V243L152 242V237H151L152 235H150L152 232H151L150 234H149V233H148V234L146 233V234H147L146 237L148 236V238H149V235H150V237H151L150 240L146 238L147 241L149 240V242H147V241L145 242L146 239L144 240V239L142 238L143 236H145V235H141V234H144V233H143L144 228L141 229V230H140V228L143 227V226H145V225H144ZM154 222H155V224H154ZM166 222L169 223V224H167ZM172 222H173V223H172ZM202 222H204V221H202ZM210 222H211V223H210ZM40 223H41V225H40ZM51 223H53L54 226H53ZM59 223H60V224H59ZM66 223H67V224H66ZM73 223H74V222H73ZM77 223H78V221H77ZM77 223H74V224L76 225ZM80 223H79V224H80ZM91 223H92V224H91ZM108 223H110V224H108ZM123 223H124V224H123ZM127 223H128V224H127ZM129 223H130V224L132 223V225H133V227H134L133 229L131 228L132 226H131V227L129 226V225H130ZM137 223H138V224H137ZM141 223H142L143 226L141 225ZM151 223H152V224H151ZM197 223H199V222L197 221ZM197 223H195V224H197ZM221 223H222V224H221ZM230 223H232L233 226L236 227V229L238 228V226H239V228H241V229L238 228V231H237V233H236V231H235L236 229H235V228H232V227L230 226ZM234 223H235L236 225H235ZM253 223H255V222H253ZM259 223H260V221H259ZM25 224H26V223H25ZM25 224H23V225L25 226ZM79 224H77L78 227H79ZM89 224H90V225H89ZM104 224H105V225H104ZM114 224H115V225H114ZM166 224H167V225H166ZM190 224H191V223H190ZM209 224H210V226H209ZM211 224H212V225H213V224H217V225H215L216 227H219L220 224L222 225L221 227H219V229L216 228L215 231H217L218 233L214 231V228L211 229V228H212V227H211ZM225 224H226V225H225ZM38 225H39V226H38ZM42 225H45V228H46V230H45V228H44V226H43V229H44L43 232L40 231V230H42ZM66 225H67V226H66ZM139 225H140V226H139ZM155 225H156V226H155ZM202 225H203V224H202ZM204 225H205V224H204ZM237 225H238V226H237ZM242 225H244V224H242ZM47 226H48V227H47ZM89 226H90V229H91V230H89ZM92 226H95L96 228L94 227V228H95V229H94ZM112 226H113V227H112ZM116 226L118 227L119 231H118V229H117ZM159 226H160V228H159ZM179 226H180V228H179ZM181 226H182V227H181ZM197 226H198V225H196V227H197ZM207 226L210 227V232H209V230L206 231V230H207V228H206ZM213 226H214V225H213ZM247 226L249 227L250 230L248 229ZM250 226H251V228H250ZM72 227H73V226H72ZM111 227L114 228V229H112ZM198 227H199V226H198ZM198 227H197V228H198ZM230 227H231V228H230ZM47 228H48V229H47ZM75 228H76V226H74V227L72 228V230H74V233L77 231V233H78L79 235L83 236L81 230H80V232H78V230H79L80 227L77 228V229H75ZM109 228H111L112 230L110 229L111 231H109ZM129 228H130V229H129ZM168 228H170V227H168ZM168 228H167V230H168ZM177 228H179V229H177ZM184 228H185V229H184ZM190 228H191V231H190ZM246 228H247V229H246ZM116 229H117V230H116ZM165 229H166V228H165ZM183 229H184V231H188L189 236H188V233L185 234V235H181V233L183 232ZM208 229H209V228H208ZM217 229H218V230H217ZM63 230H65V231H63ZM70 230H71V229H70ZM70 230H69V231H70ZM113 230H114V231H113ZM129 230H130V231H129ZM134 230L137 231V232H136L137 235H138V233L141 232V234H140L141 237H140L139 235L137 236L135 233H134L135 235H132V233H133L132 231H134ZM147 230H148V229H147ZM147 230H144V232L147 231ZM240 230H241V231H240ZM246 230H247V231H246ZM39 231H40V232H39ZM83 231H84V230H83ZM96 231H95V232H96ZM117 231H118V232H117ZM128 231H129V232H128ZM148 231H149V230H148ZM180 231H182V232H180ZM239 231H240V233H239ZM242 231L245 233V235L247 234L246 237H248V238H246V237L244 238L246 241H245L244 239H243L244 241H242L241 239L236 240V241H232V240H231L230 237L235 236L236 234H238V235H242V234H243ZM262 231H263V232H262ZM56 232H60V231H56ZM71 232H72V231H71ZM71 232H70V234H71ZM91 232H90V233H91ZM113 232H114V233H113ZM119 232H120L121 235L119 234ZM130 232H132V233H130ZM179 232H180V234H179ZM206 232H207V234H206ZM212 232H214V234H213ZM227 232H228V233H227ZM45 233H48V235H51V236L47 237L48 235H46V238L42 237V239H41V237H40L39 239H40V242H41V243L43 242V243L46 244V242L52 243V242L54 241V242L58 243L59 245L62 244L63 246H61V248L64 247L65 249H66V247H65L64 243H65V242L67 243V241H65L64 243L61 242V238H62V241H63L64 239L71 238L70 236H72V235L67 236L65 233H63V235H66L67 238H66V236H60V237H59L58 234L52 232V233L55 234V238H54V234H53V238H54V239H52V238H50V237H52V233L50 234L48 231L45 232ZM77 233H76V235H77ZM90 233H89V234H90ZM96 233H97V232H96ZM122 233H123V234H122ZM153 233H152V234H153ZM160 233H161V234H160ZM173 233H174V235H175V238H174V236H173ZM208 233H210V234L212 233V234L215 236V239H213V237H209V236H208ZM72 234H73V233H72ZM94 234H95V233H94ZM113 234H115V235H113ZM204 234H206L209 238H208V237L206 238L205 236H203ZM229 234H230L231 236H230ZM44 235H45V234H44ZM56 235H58V237L60 238V240L56 237ZM76 235H74L75 238H76ZM79 235H78V236H79ZM92 235H93V234H91V236H92ZM119 235H120L121 237H120ZM153 235H154V234H153ZM171 235H172V236H171ZM177 235H178L180 238L177 237ZM200 235H201V236H200ZM216 235H217V236H216ZM245 235H244V236H245ZM258 235H260V236H258ZM78 236H77V237H78ZM81 236H79V240H80V237H81ZM97 236H98V235H97ZM102 236H103V235H102ZM131 236H132V237H135V238H132ZM136 236H137V237H136ZM167 236L169 237L168 234L166 235V237H167ZM181 236H182V237H181ZM196 236H197V237H196ZM202 236H203V237H202ZM211 236H212V235H211ZM262 236H263V237H262ZM74 237H72V238L74 239ZM139 237H140V238H139ZM170 237H169V238H170ZM199 237H200V238H199ZM252 237L254 238V241H252V240H253ZM260 237H262V238H260ZM56 238H57V239H56ZM72 238H71V239H72ZM115 238H117V239L115 240V241H117V242H114V239H115ZM121 238H122V239H121ZM127 238H128V239H127ZM137 238H138V239H137ZM144 238H145V237H144ZM160 238H161V237H160ZM163 238H164V239H163ZM178 238H179V239H178ZM227 238H228V239H227ZM259 238H260V239H259ZM44 239H45V240H44ZM71 239H69L70 242H69L68 244H70V243L72 242ZM98 239H97V240H98ZM126 239H127V240H126ZM131 239H134V240L136 239L135 241H137L138 243L140 242L139 239H141V241L144 240V241L141 242V244H142L143 242H145V243H143L144 245H143V244L141 245L140 243L138 244L137 242H136V244H134L135 241H134V240H131ZM176 239H177V240H176ZM190 239H191V240H190ZM204 239H206V240L204 241V243H202L203 246L201 245L200 247H195V245H193V244H196L197 241H198V243H199L200 241H202V240H204ZM250 239H251V240H250ZM255 239H256L257 241H256ZM42 240H43V241H42ZM46 240H47V241H46ZM49 240H50V241H49ZM51 240H52V242H51ZM55 240H56V241H55ZM57 240H59V241H57ZM67 240H68V239H67ZM77 240H78V238H77ZM77 240H76V242H78ZM81 240H82V238H81ZM156 240H157V239H156ZM161 240H162V242H161ZM164 240L166 241V243L164 242L165 244H167L168 242H172V244L169 243L170 246H168V247H170V248H172V249L175 248V249H176V252L173 251V252H175V253H173V254L171 253V255L168 254V253H165L166 251L170 252V251L167 250V249L165 250V252H164V251L162 252V250H161V247H162V246H160V244H162ZM194 240H196V242H195ZM74 241H75V240H73V242H74ZM84 241H82V244H83V243L85 244ZM132 241H133V244H132ZM238 241H239V242H238ZM260 241H261V242H260ZM76 242H75V243H76ZM108 242H106V244H107ZM125 242L123 243V245H124V244L127 245ZM130 242H131V243H130ZM174 242H175V243H174ZM208 242H209V243H208ZM252 242H254V243H252ZM60 243H61V244H60ZM66 243H65V244H66ZM75 243H74V244H75ZM78 243H79V242H78ZM111 243H112V242H111ZM113 243H112V245H113ZM198 243H197V244H198ZM212 243H214V244H212ZM234 243H237V244H234ZM93 244H94V243H93ZM95 244H96V242H95ZM106 244H105V245H106ZM109 244H110V243H109ZM137 244H138V249H137V246H135V245H137ZM175 244H176V245H175ZM204 244H205V246H204ZM226 244H227V246H226ZM66 245H67V244H66ZM80 245H81V243H80ZM125 245H124V246H125ZM147 245H146V246H147ZM167 245H168V244H167ZM167 245H165V246H167ZM171 245H172V247H171ZM186 245H187V246H186ZM192 245H193V246H192ZM210 245H211V247H210ZM212 245H213V246H212ZM228 245H229V246H228ZM237 245H238V246H237ZM246 245H247V247H246ZM81 246H82V245H81ZM106 246H107V245H106ZM139 246H141L142 248L139 247ZM198 246H199V245H198ZM207 246L209 247L208 249H207ZM233 246H234V247H233ZM75 247H76V245H75ZM77 247H78V246H77ZM107 247H108V246H107ZM149 247H150V246H149ZM188 247H189V248H188ZM203 247H204V248H203ZM238 247H240V248H238ZM59 248H60V247H59ZM61 248H60V250H61ZM64 248H62V249H64ZM80 248H82V247H80ZM145 248H146V247H144L143 250H144ZM194 248H197V249L194 250ZM224 248H225V249H224ZM241 248H242V249H241ZM40 249H41V248H40ZM65 249H64V251H65ZM78 249H79V248H78ZM162 249H164V248H162ZM172 249H170V250H172ZM42 250H43V249H42ZM42 250H41L40 252H45V251H46V250H43V251H42ZM87 250L85 251V257H86V258H87L86 252H88ZM110 250H111V247H110ZM116 250H117V251H116ZM185 250H188L187 252H188L189 254H190V252H192V253L189 255L188 253L185 252ZM213 250H215V251H213ZM61 251H62V250H61ZM61 251H59V253H60ZM72 251H73V250H71V252H72ZM75 251H76V248H75ZM119 251H120V250H119ZM195 251H196V252H195ZM71 252H70V250H69V253H71ZM127 252H128V253H131V254H130L131 256H130ZM152 252H153V253H152ZM203 252H204V251H203ZM203 252H202V253H203ZM246 252H247V253H246ZM47 253H48V250H47ZM47 253H45V254H47ZM62 253H63V252H62ZM62 253H61V254H62ZM69 253H68V255L70 256L71 254H69ZM73 253H74V252H73ZM98 253H99L100 255H99ZM102 253H103V252H102ZM164 253H165V254H168V259H169L170 261H169V260H166V258L164 259L165 262H164V260H160V259H162L164 256H166ZM185 253L187 254L188 257L185 256ZM48 254H49V253H48ZM74 254L77 255V253H74ZM97 254H98V255H97ZM103 254H104V253H103ZM110 254H111V252H110ZM152 254H154V255H152ZM159 254H160V255H159ZM224 254H225V253H224ZM38 255H39V254H38ZM41 255H43V256H41ZM59 255H60V254H59ZM105 255H106V253H105ZM108 255H109V253H108ZM149 255H150V257H149ZM163 255H164V256H163ZM261 255H262V253H261ZM48 256H49V255H48ZM61 256H62V255H61ZM63 256H66V255H63ZM73 256H74V255H73ZM73 256H72V257H73ZM79 256H80L81 258H79ZM109 256H110V255H109ZM129 256H130V257H129ZM146 256H147V258H146ZM162 256H163V257H162ZM169 256H170V257H169ZM172 256H173V257H172ZM223 256H224V255H223ZM22 257H23V256H22ZM42 257H43V258H42ZM46 257H47V256H46ZM46 257L44 256V254H40V256H38V258H39L40 260H42V261H40L39 264H48V262L45 263V261H43V260L46 259ZM50 257H51V256H49V257H48V260H46V261H50V259H49ZM67 257H68V256H67ZM72 257H71V258H72ZM148 257H149V258H148ZM156 257H157V258H156ZM161 257H162V258H161ZM263 257H264V256H263ZM59 258L61 259V257H59ZM65 258H66V257H65ZM68 258L70 259V257H68ZM68 258H66V259H63V258H62V259H63V262L59 260V262H61L60 264H63L64 262H66L65 260H67ZM90 258H91V260H90ZM95 258H96V259H95ZM108 258H109V257H108ZM110 258H109V259H110ZM139 258H138V259H139ZM172 258H173L174 262H172V260H171ZM182 258H183V259H182ZM184 258H185V259H184ZM52 259H53L54 261H53ZM69 259L67 260L68 263H69V261H70ZM109 259H108V260H109ZM142 259H144L145 261H143ZM155 259H156V260H155ZM51 260H52V261L54 262V264H55L56 259H54V258L51 257ZM106 260H107V258H106ZM123 260H124V261H123ZM132 260H133V259H132ZM178 260H179V261H178ZM234 260H237L236 264H243L241 259H234ZM234 260L232 261L231 264H233V263L235 264V261H234ZM238 260H241V261H238ZM102 261H101V262H102ZM129 261H130V260H129ZM166 261H167V262H166ZM180 261H182V263H180ZM42 262H43V263H42ZM50 262H51V261H50ZM70 262H71V261H70ZM123 262H124V263H123ZM126 262H127V263H126ZM136 262H135V263L133 262V263L136 264ZM51 263H52V262H51ZM131 263H132V262H131ZM152 263H153V262H150V264H152ZM214 263H215V259H214ZM258 263H259V262H258ZM52 264H53V263H52ZM58 264H59V263H58ZM64 264H67V263H64ZM69 264H71V263H69ZM74 264H76V263H74ZM83 264H84V263H83ZM103 264H104V263H103ZM156 264H157V263H156ZM260 264H264V259L260 262Z\"/></svg>", "mask_w": 264, "mask_h": 264}]
</instances>
